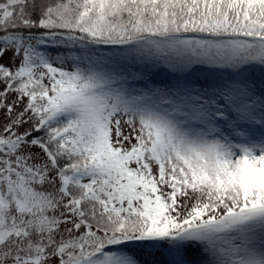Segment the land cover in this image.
Returning <instances> with one entry per match:
<instances>
[{
  "label": "snow or ice",
  "instance_id": "6c2138e0",
  "mask_svg": "<svg viewBox=\"0 0 264 264\" xmlns=\"http://www.w3.org/2000/svg\"><path fill=\"white\" fill-rule=\"evenodd\" d=\"M0 264H264V0H0Z\"/></svg>",
  "mask_w": 264,
  "mask_h": 264
}]
</instances>
